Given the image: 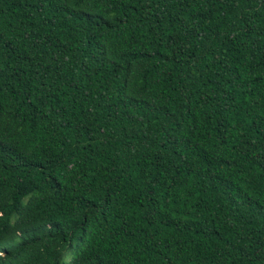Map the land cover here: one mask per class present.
I'll return each instance as SVG.
<instances>
[{
	"label": "trees",
	"instance_id": "1",
	"mask_svg": "<svg viewBox=\"0 0 264 264\" xmlns=\"http://www.w3.org/2000/svg\"><path fill=\"white\" fill-rule=\"evenodd\" d=\"M0 264H264V0H0Z\"/></svg>",
	"mask_w": 264,
	"mask_h": 264
}]
</instances>
